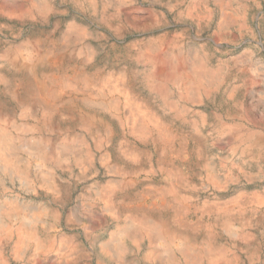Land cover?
<instances>
[{"label":"rangeland","instance_id":"1","mask_svg":"<svg viewBox=\"0 0 264 264\" xmlns=\"http://www.w3.org/2000/svg\"><path fill=\"white\" fill-rule=\"evenodd\" d=\"M117 13L119 20L113 17ZM30 44L50 53L47 60L60 71L38 68L46 85L61 75L71 85H135L138 106L95 112L78 104L106 123L109 140L90 141L92 167L57 172L58 193L33 192L17 180L2 179L0 198L45 211L39 237H54L61 245L12 254L10 241L1 248L5 264H190L167 260L159 241L132 234L122 238L121 260L102 256L101 243L118 224L94 207L102 189L113 192L108 205L121 213L120 220L147 219L143 209L168 189L173 203L154 217L170 221L173 230L176 221L188 222L189 234L203 243L200 249L213 243L212 256L192 264H264V0H0V70L9 59L26 65ZM70 45L81 50L79 57L72 56ZM145 57L177 59L176 68L183 70L193 58L203 61L201 82L193 78L197 97L162 81L172 77L170 62L149 69ZM151 72L161 93L145 89ZM118 97L107 92L105 101ZM0 99L7 100L1 89ZM246 129L254 131L249 144L231 138ZM143 132L153 135L151 145L142 142ZM105 155L109 166L132 171L129 187L117 185L118 176L102 163ZM80 198L94 207L92 225L76 220ZM128 205L137 211L127 212ZM216 209H228L232 231L242 236L226 229ZM150 247L159 256L143 262Z\"/></svg>","mask_w":264,"mask_h":264},{"label":"bare ground","instance_id":"2","mask_svg":"<svg viewBox=\"0 0 264 264\" xmlns=\"http://www.w3.org/2000/svg\"><path fill=\"white\" fill-rule=\"evenodd\" d=\"M113 17L119 20V13ZM118 29H122L121 24ZM25 48L28 52L26 65L9 59L5 65L1 66L3 69L0 70L1 94L7 97L5 101L0 99V182L8 177L11 180H17L24 188L33 192L41 190L58 193L57 172L73 171V169L82 171L92 167L94 155L90 141L99 142L102 137L105 141L109 140V137L105 135L106 123L95 114L79 109L78 104L83 102L95 112L96 110L108 112L111 109L117 112L121 104L137 108L135 85H71V79L69 78L67 81L63 75L60 78L56 77L50 85H46V81L37 75L38 68H51V72L60 74V71L54 70L47 60V55L50 53L42 51L36 44L26 45ZM70 49L72 56L79 57L81 55L80 49L72 48L71 45ZM61 60L63 61V59ZM144 60L149 69L170 62L169 69L172 71V77L167 76L162 81L173 82L180 91L192 90L194 92L187 95L197 97L193 78L197 80L196 82H201L203 76H200V72L205 68L203 61L193 58L194 61L189 64V70H183L176 68L180 61L174 58L163 60L145 57ZM63 65L65 66V63ZM26 70H29V73H26ZM186 71L189 73L187 74ZM145 80L147 85L144 86L148 94H152L156 89L161 93V86L156 85L158 79L152 72L147 74ZM107 92L110 95H118V99L107 103L105 101ZM185 95L180 94L182 97ZM12 103H14V107H11ZM17 113L21 117L20 120L15 116ZM255 132L259 133L260 131ZM234 133L231 134L233 140L241 138L240 143L247 145L250 143L254 131L246 129L240 135ZM152 137V134L143 132L141 138L145 146L153 143ZM199 146L201 148L198 152L202 155L204 146L199 143L196 147ZM164 152H166L165 148L160 151V154L164 155ZM134 154L135 152L126 153L127 156H134ZM109 161L108 155L102 158V163L105 166H109ZM108 168L118 176L119 179L116 182L119 187L130 186L132 171L115 164H111ZM213 179H215V175L207 178L210 182ZM159 194H161L160 200L152 202L150 200L149 206L143 209L147 219L143 216L139 220H135V216L131 215V217L125 216L123 220H120L121 213L108 205L113 192L110 189H102L97 192L99 198L95 200L94 207L96 206L110 218L112 216L118 223L108 241L101 243L102 256H115L121 260V254L126 248L122 238L130 234L159 241L163 245V252L167 255V260L172 262L178 260L179 263L185 261L184 263L192 264L212 256V241L209 240L204 244V248L200 249L203 243L198 244L194 234H189L188 222L176 221L177 228L173 230L170 221L154 217L155 212L166 210L170 208L169 204L173 203L168 189H161ZM146 196H152V192H148ZM79 204V214L75 216L76 220L92 225L94 219L89 218L94 214V207L82 198L79 199ZM127 209V212L133 213L138 208L128 205ZM227 210L216 209V216L221 214L222 219H226V229L234 236H242L232 231L233 221L230 220L232 216H228ZM45 218H47V214L41 208L28 206L17 199L3 200L0 198V261L2 259L4 261L1 248L10 241L14 243L12 254H17L29 247L34 248L33 253L56 250L59 246L61 247V245H57L54 237L50 236L46 239L39 237V225L45 224ZM14 238L15 241H13ZM174 240H178L179 244H173ZM175 249L179 256L175 254ZM216 254H218L217 251ZM158 256L159 254H156L150 247L142 255V260L152 263ZM5 262L3 263L5 264Z\"/></svg>","mask_w":264,"mask_h":264}]
</instances>
